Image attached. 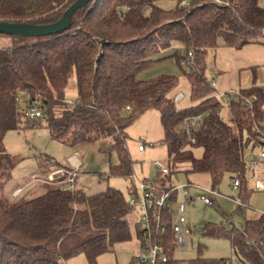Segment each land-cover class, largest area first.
<instances>
[{
  "label": "trees",
  "instance_id": "16d2710c",
  "mask_svg": "<svg viewBox=\"0 0 264 264\" xmlns=\"http://www.w3.org/2000/svg\"><path fill=\"white\" fill-rule=\"evenodd\" d=\"M75 1L0 0V22L55 23ZM159 1L96 0L77 11L62 34L39 38L0 34L8 39L0 47V264H66L79 255L98 264L117 243L133 238L127 220L132 212L129 198L117 188L89 194L76 185L64 189L53 183L31 198L25 193L6 195L5 182L19 160L7 152L5 136L20 129L23 118L27 126L45 123L61 142L101 141L104 150L118 154L111 174L133 178L126 131L137 116L156 108L170 172L150 181L154 187L170 190L173 174L183 170L209 174L213 188L227 175L240 179L241 199L247 205L254 191L248 187L246 154L264 143V85L241 90L225 104L206 76V58L220 40L236 48L264 45V6L260 0H189L168 11L158 6ZM176 44L183 45V53L162 55ZM169 57L190 66L192 103L185 108L169 96L178 84L175 76L147 80L138 76ZM72 77L77 98L69 105L66 93ZM27 93L40 102L38 119L28 117L29 104L20 108L19 94ZM195 117L204 122L191 142L184 122ZM194 148H202V156L196 157ZM45 161L39 162L43 172L48 167L71 170L69 164ZM178 193L172 194V203ZM129 195H139L134 184ZM174 220L171 207L164 212L167 230L161 239L170 249L171 264H182L175 257ZM201 233L229 239L232 255L216 261L198 257L190 264L227 260L264 264V214L246 219L242 226L205 223ZM136 236L142 238L140 230Z\"/></svg>",
  "mask_w": 264,
  "mask_h": 264
},
{
  "label": "rangeland",
  "instance_id": "374dc122",
  "mask_svg": "<svg viewBox=\"0 0 264 264\" xmlns=\"http://www.w3.org/2000/svg\"><path fill=\"white\" fill-rule=\"evenodd\" d=\"M181 4L189 0H160L158 6L165 10H175ZM220 2V0H215ZM264 6V0L259 1ZM8 39L0 36V47L5 46ZM219 47L211 50L206 58V76L214 82L216 94L235 93L250 88L253 84L264 85V45L247 44L241 48L226 45L222 40ZM175 51L184 52L182 44H176L163 52V56L173 54ZM190 66L186 62L178 63L174 57L158 61L152 66L139 72L141 79H151L162 75L175 76L178 84L169 92L179 108H185L192 103L191 83L188 73ZM74 81V77L70 82ZM70 85V84H69ZM183 94L181 99L178 95ZM67 100L74 101L77 94L74 91H67ZM23 94H19L20 108L23 107ZM164 129L160 120L159 110L154 108L137 116L127 128L126 146L133 163V178L122 177L111 174V166L119 162L115 150H104L101 141H89L80 144H70L54 139L45 123L36 126H27L23 118L21 127L18 130H10L5 136L7 152L19 160L11 173L10 178L5 182L4 189L7 196L11 198L26 193L27 198L42 194L47 190V184H63L68 180L69 173H76L74 186L84 188L89 194L98 193L108 187L121 190L130 199L129 195L133 186H136L138 193H141L140 184L147 180H154L161 170L158 163L167 165V147L163 144ZM153 143V145L151 144ZM139 145L145 147L139 151ZM107 147V145H106ZM196 157L202 156V148H194ZM257 153V151H255ZM71 157H76L81 163L71 170L63 168L48 167L41 171L40 161L45 163L68 164ZM189 174L180 171L172 176V185H187L190 181ZM249 171L247 180L249 181ZM193 181V180H192ZM232 179L225 176L220 183L219 192L225 196L240 198L230 188ZM12 190V191H11ZM192 196L198 195L201 191L193 186L189 187ZM11 192V195H10ZM213 197L215 205L208 207L200 201L188 204L185 217L191 226V234L187 237L186 249L184 251L176 248L175 257L181 261L189 262L195 258H203L208 261H216L221 258H230L232 248L229 239L203 235L201 227L205 223L217 226L233 223L242 226L245 222V215L242 214L237 204L225 197ZM239 200V199H238ZM184 202L183 192L178 193V199L172 203L174 218L178 216L177 208ZM131 213L142 216L140 208L134 209ZM133 215V214H132ZM131 215V216H132ZM133 219H131L132 223ZM127 244L114 247L113 252L106 253L98 259V264H139L135 262V252L131 251ZM150 257V254H148ZM85 259V258H79ZM87 261V260H86ZM88 263V262H87ZM86 264V262H85Z\"/></svg>",
  "mask_w": 264,
  "mask_h": 264
},
{
  "label": "built area",
  "instance_id": "2783aa9c",
  "mask_svg": "<svg viewBox=\"0 0 264 264\" xmlns=\"http://www.w3.org/2000/svg\"><path fill=\"white\" fill-rule=\"evenodd\" d=\"M191 61L193 55L190 53ZM214 87V82L211 81ZM238 96L239 93H235ZM217 98L223 103L227 104L232 98L230 93L216 94ZM183 94L178 95L177 99H181ZM23 104L30 105L27 115L30 119H38L42 115V107L38 98H33L29 93L23 95ZM250 102V101H248ZM69 105L74 104V101H67ZM129 109V107H127ZM203 119L201 117H195L187 119L184 122L185 131L188 135V139L194 142L193 134L196 133L203 125ZM144 146L140 145L139 150H143ZM246 159L254 169H258L259 163L264 160V143L259 148L257 154L249 150L246 154ZM161 170V173L167 174L170 172L169 164L164 165L157 164ZM77 169L79 165L76 166ZM76 173H69L68 180L62 185L64 189H71L74 187ZM241 181L239 178H235L233 181L234 187H239ZM141 193L135 198L129 200L128 205L132 208V211L137 207L142 209V216L138 217L136 221L137 230L141 231L142 238L139 239V249L135 255V262L139 264H171L170 262V249L166 247L161 239L162 234L167 230L166 223L163 221L165 211H170L172 207V194L175 191H182L184 194V202L180 203L177 211L178 216L175 218L172 229L174 234V241L177 248L184 251L186 249L187 237L191 234V229L187 226L188 222L185 217L187 206L195 201H201L206 206L211 207L214 205L213 197L208 193L215 195L213 190H204L196 196H192L188 189L189 185L173 186L168 191H159L154 187L151 182H142L140 184ZM256 190L264 189L263 183L256 181ZM239 205H243L242 201L236 200ZM264 214V212H263ZM136 230V231H137ZM150 254V257H148ZM182 264H190L189 262H183ZM225 264H234L232 260H227Z\"/></svg>",
  "mask_w": 264,
  "mask_h": 264
},
{
  "label": "crops",
  "instance_id": "0c3cea01",
  "mask_svg": "<svg viewBox=\"0 0 264 264\" xmlns=\"http://www.w3.org/2000/svg\"><path fill=\"white\" fill-rule=\"evenodd\" d=\"M69 84L70 85H69V88L67 89V91L71 90L77 94L76 79L74 78V81L70 82ZM67 101H70V100H67ZM163 134H164V132H163ZM151 144L153 145V143H151ZM144 150H145V147L143 150H139V151H144ZM258 150H259V148L257 147L255 150H251V151H253L255 154H257L255 151L258 152ZM79 163H81V162L76 157H71L68 164H69V166L74 168V166L79 165ZM249 177H250V179L248 181V187L250 189H253L254 192L249 197L247 205L243 204L242 206L239 205L236 202V200L239 199L240 201H242L241 195H242L243 190L241 189V186H239V187L233 186L234 179H232V178H231L232 181L230 184V188L232 189L233 192H236L239 195L240 198H238V199L221 194L218 190L220 184L216 188H213L212 178L209 174H189L188 178L190 179V181L187 184L189 185V187L193 186L195 188H198L201 192L204 190H213L215 192V195H213V196L220 197L219 195H221V197H225L229 201H232L233 203L237 204L238 210L241 213L243 212L244 215L246 216L245 220L246 219H255V218L259 217L260 215H262L264 212V189L256 190V188H255L256 181H260L264 185V161H261L259 163L258 169H254V167L250 165ZM189 187H188V189H189ZM10 195H11V192H10ZM214 205H215V201H214ZM131 219H133L132 223H131ZM137 219H138V216L136 213H130L129 214V216L127 217V220H128L133 238L131 241H128V242L117 243L115 245V247H118L119 245L127 244L128 247H131L130 248L131 251H134L135 253L138 251L139 239L136 236V230H137L136 221H137ZM187 226H189V228H191V226L189 224H187ZM82 257L85 258L84 255H79V256H76L74 258H71L70 260L67 261L66 264H85V262H86V264H89V263H87L88 261H86L87 260L86 258L85 259H79Z\"/></svg>",
  "mask_w": 264,
  "mask_h": 264
},
{
  "label": "water",
  "instance_id": "95a60500",
  "mask_svg": "<svg viewBox=\"0 0 264 264\" xmlns=\"http://www.w3.org/2000/svg\"><path fill=\"white\" fill-rule=\"evenodd\" d=\"M96 0H76L55 23L35 25L30 23L0 22V34L20 35L25 37H47L62 34L71 27L75 13Z\"/></svg>",
  "mask_w": 264,
  "mask_h": 264
}]
</instances>
